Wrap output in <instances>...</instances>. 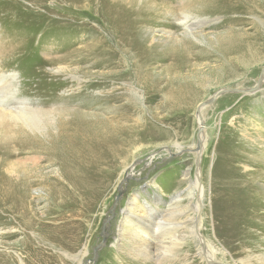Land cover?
<instances>
[{
	"label": "rangeland",
	"instance_id": "374dc122",
	"mask_svg": "<svg viewBox=\"0 0 264 264\" xmlns=\"http://www.w3.org/2000/svg\"><path fill=\"white\" fill-rule=\"evenodd\" d=\"M166 2L0 0V78L17 75L0 83V108H26L27 98L52 111L39 130L19 120L0 126V184L57 178L58 165L39 163L27 145L47 147L65 124L87 121L92 139L78 141L89 148L116 134L108 126L118 128L121 121L134 135L113 147L116 153L105 157L100 170L90 169L87 193L66 175L53 187V201L38 199L43 190L32 186L27 208L33 211L23 221L0 220V253L6 256L0 264H151L142 253L136 258L125 233L116 231L128 212L151 217V254L158 252L157 240L173 236L166 229L183 238L160 264H209L207 257L217 264H264V75L257 86L264 69V0ZM9 4L28 13L23 19L31 26L9 23ZM109 5L136 19L140 9L153 14L144 23L137 20L140 40L159 52L148 69L147 99V83L134 75L135 55L102 22ZM182 13L190 15V30L178 25ZM52 18L59 22L51 25ZM83 22L95 31L79 29ZM90 38L104 52L91 56ZM176 56L183 65L173 72ZM254 87L247 94L225 93L197 113L220 89ZM129 108L136 114L119 121ZM148 121L155 128L141 133ZM119 186L123 194L111 218Z\"/></svg>",
	"mask_w": 264,
	"mask_h": 264
},
{
	"label": "bare ground",
	"instance_id": "6f19581e",
	"mask_svg": "<svg viewBox=\"0 0 264 264\" xmlns=\"http://www.w3.org/2000/svg\"><path fill=\"white\" fill-rule=\"evenodd\" d=\"M33 1L39 3L42 0H33ZM166 1H167L166 7H168V4L172 0H166ZM9 6L10 8L9 7L6 8V11L8 13V18L11 20V22L8 21L9 23L13 24L15 28L20 26L21 28L22 26L23 27L31 26L33 21H28L23 19L24 15H27L28 13L17 10L10 4ZM138 7H141V5H139ZM37 16L38 17H36V19L40 20L41 15H37ZM152 16L153 14L151 12L140 9L136 19L135 17L126 15L120 12L118 9L114 8L113 6L109 5L108 7H106L105 14L102 17V22L105 24V27L111 30L116 41L120 43L122 49L131 52L135 55V62L133 68L134 75L138 79L139 83L141 84L147 83V85H143L145 88L144 96L146 97V99L149 98L148 96L149 93L147 91L150 88H152L148 80V69L151 66V64L154 62V60L158 58L159 52L157 48L153 47V44H151L150 41L144 39L140 40V34L138 31L139 23L137 20H140L141 23H144ZM189 18L190 15L188 13H182L178 25L180 27H185L186 29H189V26L187 25V20H189ZM51 20H53L51 22V25L59 22V21H54L55 19L53 18ZM83 23H84L83 26H79V29L84 28L86 30L87 29L91 30V32L95 31V29L89 27V24L87 22L86 23L83 22ZM68 24L72 25L75 23H67L64 25V27ZM53 26H57V25H53ZM61 27H63V25ZM72 27L74 28V25ZM59 29L61 28L59 27ZM75 30H77V28ZM163 31L168 32L167 30H163ZM99 36L101 35L99 34ZM92 37L94 36L92 35ZM103 45L104 42L102 46ZM98 47L99 46H97L94 43L93 38H90V41L88 42V51L91 56H97L100 55L102 52H104L101 50L99 51ZM182 65H183V59L180 58V56H176L172 61V65H171L172 71L174 72L179 70V68H181ZM7 78H10L11 80L14 81L17 79V75L15 74L7 75L4 73L3 76L0 78V83L4 82L5 79ZM14 88L15 91L18 92V89L16 87ZM23 101L27 104V107L23 109L17 110L15 108L9 107V110L6 111L5 109L0 108V126H2V124L4 123V125L7 127L13 124L12 121L19 120L22 122V124L28 125L30 127H34L36 130L37 129L39 130L40 122L43 115L50 114L52 113V111L49 108H47L48 106L46 103L45 104L43 102L40 103L39 101L38 103L37 102L32 103L27 98H23ZM121 106L122 108H124L123 105ZM121 111H124V109L123 110L121 109ZM128 112H132V113L134 112L136 114L135 109L134 110H132L131 108L127 110L125 109L124 114L118 115L119 121L127 120ZM144 120L147 121L146 119ZM82 121H83V125H76L74 122H72L71 125L65 124V126L63 127L65 130H63V132L59 134L56 139H54L51 143H49L47 147L41 146L39 142H36L32 145L30 144L27 145L33 152L36 153L39 163L43 161L45 162L49 161L50 166L58 165L59 168V173L57 174L58 177L49 178L47 176H43L41 178H38L37 180H34L33 182H24L19 184L9 182L3 185L0 184V207L3 208V211H0V220H4L5 223L7 220L6 218L13 216V218L18 219L19 217L21 221H23L24 217H26L25 215L33 211L31 208L29 210L27 208L30 206V205L28 206L29 202H27V200L31 196V194H29V190L32 186H36L37 188L43 190V194L41 193L37 195L38 199L46 198L53 201L55 198L53 187L55 186V184L58 185L60 183H64L63 181L64 175H66V178H68L70 182L73 183V186L75 188L81 189L83 190L84 193H87V190L92 184V179H93L90 176V172L94 171L95 170L94 168L100 170L102 168L101 163L105 159V157L107 158L111 154L116 153V151L113 150L114 146H122L125 144V141H129L134 137L132 133L125 131V129H123L121 123L122 121H121L120 123H118L121 127L119 126L118 128H116L117 126L114 125L108 126L111 132H115L116 134L114 135L111 134L105 139L104 138L101 140L98 139L99 141L96 139L97 146L89 148L84 143L87 142L86 140L85 141L81 140V142L78 141V137L80 138L91 137L92 139L91 131L86 130L87 121L85 120ZM117 121L118 120L116 119V122ZM198 121H201L200 116H198ZM154 128L155 126L153 125V123L151 124L149 123V121L145 122L144 128L141 133H146L147 131H151ZM156 132L154 133L152 132V133L156 134ZM69 149H72V152L70 153V155H67V150ZM24 154L25 152L22 149V155ZM60 193H63V189ZM50 213L51 212L49 209V214ZM35 218H37V215H35ZM129 220L133 222V226H128V224L130 223ZM151 222H152L151 217L147 218V216H142V215L133 217L132 213L128 212V214H126L124 218L120 220L119 224L117 225L116 231L118 230L120 234L125 233L124 236L126 237V240L130 246L131 253H134V255H137V253H142L143 256L145 257L143 260L148 261L151 264H153L155 261H158L157 264H160L159 260L161 261L164 258H166L172 249L181 248L183 243V238L179 237V235L176 232L177 229L170 227L169 229H166L167 232L165 233L173 234V236L166 237L163 240H157L156 249L158 250V252L156 254H151L150 246L148 245L147 242L152 234V230L149 227ZM140 223L141 224L146 223L148 228H144ZM156 224L154 225L156 226ZM190 233L195 235V231ZM197 238L199 239L198 236ZM5 257H6L5 255L3 256L0 253V259H5ZM137 257L139 256L137 255L136 258ZM207 262L209 264H217L211 257H207Z\"/></svg>",
	"mask_w": 264,
	"mask_h": 264
},
{
	"label": "water",
	"instance_id": "95a60500",
	"mask_svg": "<svg viewBox=\"0 0 264 264\" xmlns=\"http://www.w3.org/2000/svg\"><path fill=\"white\" fill-rule=\"evenodd\" d=\"M264 75V69L262 70V74L260 75V79L259 81L257 82V86H259V83L261 82V78L263 77ZM255 89L254 88H251V89H220L218 90L217 92H215L211 97H209L207 100L201 102L199 105H198V108H197V113L199 114L200 110L206 106H209L211 104H213L215 102V100L225 94V93H240V94H247V93H250L252 92L253 90ZM199 142V141H198ZM199 144V143H198ZM126 176H127V172H126ZM123 183V182H122ZM123 194V188L121 186L118 187V194L117 196L115 197V202L113 204V206L111 207V209L109 210L110 214H111V218L114 216V210H115V206H116V203L118 202V200L120 199L121 195ZM109 218H107V220H105L103 222V225H102V230H101V233L103 234L105 232V230L107 229V222H108ZM104 238V236H103ZM97 251V250H96ZM96 258V253H94V259L95 260Z\"/></svg>",
	"mask_w": 264,
	"mask_h": 264
}]
</instances>
